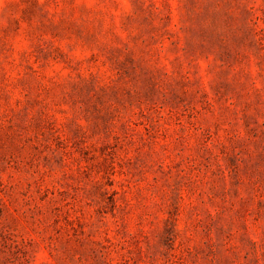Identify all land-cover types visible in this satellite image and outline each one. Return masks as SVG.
<instances>
[{"label": "rangeland", "instance_id": "1", "mask_svg": "<svg viewBox=\"0 0 264 264\" xmlns=\"http://www.w3.org/2000/svg\"><path fill=\"white\" fill-rule=\"evenodd\" d=\"M0 264H264V0H0Z\"/></svg>", "mask_w": 264, "mask_h": 264}]
</instances>
